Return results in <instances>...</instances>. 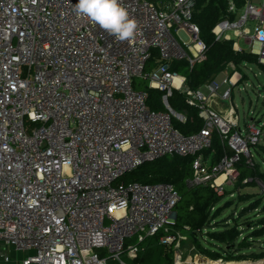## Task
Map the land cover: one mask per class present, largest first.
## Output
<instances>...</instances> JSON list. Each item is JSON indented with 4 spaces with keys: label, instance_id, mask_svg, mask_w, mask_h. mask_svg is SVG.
<instances>
[{
    "label": "built area",
    "instance_id": "2783aa9c",
    "mask_svg": "<svg viewBox=\"0 0 264 264\" xmlns=\"http://www.w3.org/2000/svg\"><path fill=\"white\" fill-rule=\"evenodd\" d=\"M261 1L246 0L235 20L212 31L236 50L242 38L264 64ZM194 2L123 0L138 31L120 42L78 16V0H0V242L27 252L17 261L0 251V264H130L121 256L133 260L156 234L175 250L173 264H209L194 245L184 256L187 237L174 234L180 195L172 184L118 182L162 156H193L188 184L222 193L239 178L242 156L252 164L250 146L263 136L256 125L246 134L239 127L231 97L241 74L232 67L222 82L231 88L220 93L215 79L194 89L170 69L173 61L192 67L205 58ZM229 10L237 12L233 3ZM154 51L158 61L147 72ZM136 77L164 92L166 110L149 108ZM174 90L198 110L199 131L185 135L174 126L172 117L186 121L169 103ZM222 101L230 104L225 113L217 108ZM214 133L232 153L212 163L204 151ZM252 181L264 194L259 178L242 180ZM134 237L137 243H127Z\"/></svg>",
    "mask_w": 264,
    "mask_h": 264
},
{
    "label": "trees",
    "instance_id": "16d2710c",
    "mask_svg": "<svg viewBox=\"0 0 264 264\" xmlns=\"http://www.w3.org/2000/svg\"><path fill=\"white\" fill-rule=\"evenodd\" d=\"M246 0H195L192 21L199 27V37L206 46L205 58L196 61L191 67L187 60L171 62L170 69L186 76L187 84L191 88H198L206 81L214 79L218 74L230 69L233 65L234 70L241 74L239 80L246 77L245 68L250 64H256L264 75V64L259 62L258 55L248 49L236 50L232 39H216L213 28L223 19L235 20L240 10L244 7ZM230 3L237 8V12L229 10ZM157 52L154 51L152 57L147 63V69H152L157 63ZM233 71L230 70L231 73ZM147 105L152 110H166L162 103L163 91L148 87ZM171 107L178 113L186 116V121L181 122L176 117H172V122L183 134L190 135L200 130L203 126V120L198 115V110L190 106L185 99V95L174 90L169 97ZM262 139L264 133L262 132ZM257 142L252 144L256 147L257 153L264 158V143ZM264 141V140H263ZM206 155L213 154L215 162H218L225 154H231L220 140L217 133L213 135V144L210 149L204 151ZM193 156L165 155L156 160L145 162L140 166L125 173L118 179V182H140L144 184L170 183L179 192L180 199L175 206L176 218L174 223V234L180 232H189L191 243L196 251L206 255L211 260L220 263H234L236 261L248 259L264 258V194L258 196L253 193H238L239 201L249 202L235 216V223L231 225L228 220L224 222L222 230H216L214 225L211 231H207L206 225H211L213 219L220 215L224 209V202L221 203L225 194L219 193L209 185H189L188 180L193 177L192 169ZM253 160V159H252ZM254 161V160H253ZM240 176L236 181L238 187L255 186L254 181L243 183L245 177L259 178L264 182V171H261L258 165L253 162L248 163L247 158L242 159L237 164ZM226 202V201H225ZM255 222H247L249 234L243 236L240 230V217L248 211L258 210ZM202 230L216 242L212 248L202 245L197 235ZM187 237V236H186ZM188 239V238H187ZM186 241V240H183ZM182 241V245H183ZM254 241L260 242V250H254L252 244ZM251 249V250H249ZM175 250L172 246L160 243L159 234L148 238L147 244L132 264H173ZM223 262H221V261ZM236 260V261H235Z\"/></svg>",
    "mask_w": 264,
    "mask_h": 264
},
{
    "label": "rangeland",
    "instance_id": "374dc122",
    "mask_svg": "<svg viewBox=\"0 0 264 264\" xmlns=\"http://www.w3.org/2000/svg\"><path fill=\"white\" fill-rule=\"evenodd\" d=\"M251 1L255 3L256 5L262 4L261 0H251ZM255 22L256 21L252 19V20H249V22L247 23V26H249L252 31L254 30ZM230 33H233V31L230 30ZM240 43L242 44V46L245 47V44L243 43L242 40ZM150 70L151 69L148 68L147 72ZM245 72H246V77L244 78V80L238 82L234 87H232L233 90H232L231 103L232 105H234L236 112L238 114L239 127L241 131L243 132V134L247 133L250 125H256V127L262 130V132L264 133V75L261 73L260 68L256 64H250L249 66H247V68H245ZM226 76L227 74L225 72H222L215 77V81L221 84L220 89H219L220 93L224 92V90L227 88H231V86L228 83H225V84L222 83L223 79ZM133 85H134V88L137 90H146L148 89V87H150L149 80L145 77H136L134 79ZM263 140L261 142L264 143ZM250 149L252 153V159L254 160L252 161V163L255 162L258 165L259 169L261 171H264L263 156L257 153L256 147L250 146ZM222 193L225 194L223 200L221 201V203L224 202V209L220 213V215L216 216L213 219V221L211 222V225H206L207 231H211L213 225L216 230H222L225 227L224 222L227 220H228V223H230L231 225L235 223L234 217L239 216L242 209L245 206H247L249 203L247 201H243V202L239 201L238 193H250V194L253 193V194H257L258 196L263 195L260 190V187L257 185L238 187L236 182L227 184ZM258 212H259V209L252 210V211L250 210L245 215H242L240 217L239 224L241 226L240 230H242L244 233L243 236H245L246 234H249V232L246 231L247 230L246 224L248 221L255 222L257 219L255 214H257ZM184 233L186 234L188 238L186 241H183L184 247L182 248V250L184 252V256H188V255L192 256L193 252L190 253L188 251L189 247L192 245L191 236L189 232H184ZM197 238L202 243V245L206 247L212 248V245L216 243L213 240H211V238L205 233L204 230H202L201 233H198ZM147 241L148 239L142 245L146 246ZM137 242H138L137 237H134L132 240H129L127 243H137ZM260 246L261 244L258 241H254L252 244V247H254V250L256 251L260 250ZM3 252L7 254L6 250H4ZM11 252H12L10 253L11 255L15 257L17 256L19 257V259H21L23 255L25 256L24 252H19L15 250ZM10 254L9 256L12 257ZM121 258L125 262L132 264V260L128 258L126 254H123ZM243 261L251 263V264H264V258L258 259V260L248 259V260H243ZM240 262H242V260L236 261L234 263H240ZM112 263H119V261H112ZM218 264H221V263H218Z\"/></svg>",
    "mask_w": 264,
    "mask_h": 264
},
{
    "label": "clouds",
    "instance_id": "9594fccd",
    "mask_svg": "<svg viewBox=\"0 0 264 264\" xmlns=\"http://www.w3.org/2000/svg\"><path fill=\"white\" fill-rule=\"evenodd\" d=\"M74 11L99 25L117 41H131L137 34L138 21L130 16L123 0H78Z\"/></svg>",
    "mask_w": 264,
    "mask_h": 264
},
{
    "label": "crops",
    "instance_id": "0c3cea01",
    "mask_svg": "<svg viewBox=\"0 0 264 264\" xmlns=\"http://www.w3.org/2000/svg\"><path fill=\"white\" fill-rule=\"evenodd\" d=\"M229 36H231V38H233V39H235L236 38V36H235V34L234 33H229ZM241 40L243 41V43L245 44V47L244 46H242V44L240 43L241 42ZM237 43H238V45H239V47L241 48V49H248L249 50V46H248V43L247 42H245L242 38H237ZM233 65L232 66H230V69H228L227 71H224L226 74H227V76L228 75H230V70H232L233 68ZM226 76V77H227ZM225 77V78H226ZM215 79V78H214ZM228 89V88H227ZM227 89H225V90H227ZM224 90V91H225ZM229 103L228 102H226V101H222V102H219V105L217 106V108H218V110L221 112V113H225L226 111H225V108L227 109V107L229 106L228 105ZM206 155V154H205ZM206 157L213 163V161H214V158H213V154H209V155H206ZM4 250H6L7 251V254H10V253H12L11 251H13V249H10V248H7L2 242H0V251H4ZM25 253V255L27 254V252H24ZM11 255V254H10ZM12 257H13V259H15V260H20L19 259V257H15V256H13V255H11ZM24 257V255L21 257V259ZM243 261V260H242Z\"/></svg>",
    "mask_w": 264,
    "mask_h": 264
},
{
    "label": "bare ground",
    "instance_id": "6f19581e",
    "mask_svg": "<svg viewBox=\"0 0 264 264\" xmlns=\"http://www.w3.org/2000/svg\"><path fill=\"white\" fill-rule=\"evenodd\" d=\"M224 178V176H222L221 178L218 179V181L222 180ZM220 262H217V261H214V260H209V264H218ZM223 264V263H221ZM226 264H230V263H226ZM231 264H239V263H231ZM243 264H251V263H248V262H244Z\"/></svg>",
    "mask_w": 264,
    "mask_h": 264
},
{
    "label": "water",
    "instance_id": "95a60500",
    "mask_svg": "<svg viewBox=\"0 0 264 264\" xmlns=\"http://www.w3.org/2000/svg\"><path fill=\"white\" fill-rule=\"evenodd\" d=\"M175 112V111H174ZM245 261L240 262L239 264H243ZM246 263V262H245Z\"/></svg>",
    "mask_w": 264,
    "mask_h": 264
}]
</instances>
